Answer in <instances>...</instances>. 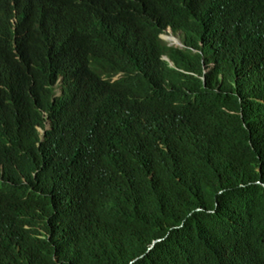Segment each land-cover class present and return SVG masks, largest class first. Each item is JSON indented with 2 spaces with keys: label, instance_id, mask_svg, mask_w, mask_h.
Masks as SVG:
<instances>
[{
  "label": "trees",
  "instance_id": "1",
  "mask_svg": "<svg viewBox=\"0 0 264 264\" xmlns=\"http://www.w3.org/2000/svg\"><path fill=\"white\" fill-rule=\"evenodd\" d=\"M0 264H264V0H0Z\"/></svg>",
  "mask_w": 264,
  "mask_h": 264
},
{
  "label": "clouds",
  "instance_id": "2",
  "mask_svg": "<svg viewBox=\"0 0 264 264\" xmlns=\"http://www.w3.org/2000/svg\"><path fill=\"white\" fill-rule=\"evenodd\" d=\"M170 31L172 34L174 35H177L179 36V39H177L176 37L174 36H170L169 40L170 41H175V43H169V42H166L163 38H162V35L167 32V31ZM182 31L181 30H173L172 27L170 25H168L166 28H164L159 34H158V37L161 39V41L167 45V47L169 48H174V49H182V48H187L186 45L183 43L182 41ZM172 38V39H171ZM190 51L194 52V53H198V54H201V51H198V50H194V49H190ZM161 60L166 62L168 64V66L172 69L175 68L173 62L171 61V59L169 58L168 55H163L161 57ZM202 81H203V78H201ZM59 83L60 81L58 82V84L56 85V96H59L61 94V90L59 88ZM57 90L59 91L57 93ZM50 124L47 125V128L44 129L42 127H37V131H39L38 133H40V135H42V138L44 139L46 134H47V131L50 130Z\"/></svg>",
  "mask_w": 264,
  "mask_h": 264
},
{
  "label": "rangeland",
  "instance_id": "3",
  "mask_svg": "<svg viewBox=\"0 0 264 264\" xmlns=\"http://www.w3.org/2000/svg\"><path fill=\"white\" fill-rule=\"evenodd\" d=\"M170 36H174V37H176L177 39H179L178 34H177V35H174V34H172L169 30H168L167 32H165V33L162 35V38H163L166 42H169V43H175V41H170V40H169ZM171 39H172V38H171ZM58 92H59V91L57 90V93H58Z\"/></svg>",
  "mask_w": 264,
  "mask_h": 264
}]
</instances>
